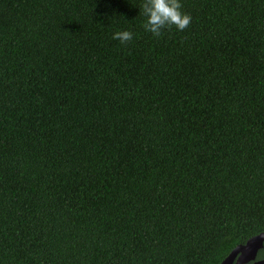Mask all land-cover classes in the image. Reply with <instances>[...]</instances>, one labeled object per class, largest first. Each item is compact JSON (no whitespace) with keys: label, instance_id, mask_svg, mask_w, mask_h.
<instances>
[{"label":"trees","instance_id":"trees-1","mask_svg":"<svg viewBox=\"0 0 264 264\" xmlns=\"http://www.w3.org/2000/svg\"><path fill=\"white\" fill-rule=\"evenodd\" d=\"M143 2L0 0V264H219L264 232V0H180L160 37Z\"/></svg>","mask_w":264,"mask_h":264},{"label":"clouds","instance_id":"clouds-1","mask_svg":"<svg viewBox=\"0 0 264 264\" xmlns=\"http://www.w3.org/2000/svg\"><path fill=\"white\" fill-rule=\"evenodd\" d=\"M182 4L180 0H144L140 6V13L146 18L143 28L154 37H160L165 29L173 26L179 30H185L191 22V16L181 11ZM119 40L121 44H126L133 39V33L130 31H117L112 37ZM262 259L258 255L252 264Z\"/></svg>","mask_w":264,"mask_h":264},{"label":"water","instance_id":"water-1","mask_svg":"<svg viewBox=\"0 0 264 264\" xmlns=\"http://www.w3.org/2000/svg\"><path fill=\"white\" fill-rule=\"evenodd\" d=\"M264 232L249 237L244 243L238 244L219 262V264H242L254 257L256 250L262 246Z\"/></svg>","mask_w":264,"mask_h":264},{"label":"flooded vegetation","instance_id":"flooded-vegetation-1","mask_svg":"<svg viewBox=\"0 0 264 264\" xmlns=\"http://www.w3.org/2000/svg\"><path fill=\"white\" fill-rule=\"evenodd\" d=\"M257 255H258L259 257H261L262 259L256 261V264H264V240L262 241V246H260V247L256 250V252H255V254H254V257H253L252 259L246 261V262H243L242 264H252V261L256 260V256H257ZM235 261H236V258H235V260L233 261L232 264H234Z\"/></svg>","mask_w":264,"mask_h":264}]
</instances>
